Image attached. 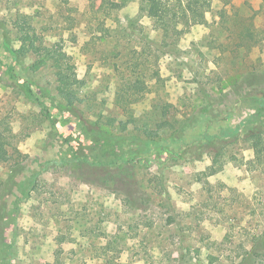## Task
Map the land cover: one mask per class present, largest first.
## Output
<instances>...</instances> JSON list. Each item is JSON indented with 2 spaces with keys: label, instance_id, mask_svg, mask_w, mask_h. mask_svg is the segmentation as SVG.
<instances>
[{
  "label": "rangeland",
  "instance_id": "obj_1",
  "mask_svg": "<svg viewBox=\"0 0 264 264\" xmlns=\"http://www.w3.org/2000/svg\"><path fill=\"white\" fill-rule=\"evenodd\" d=\"M141 1L111 0L103 28L90 0H0V134L21 155L0 264H264V154L246 140L264 127V80L246 79L264 77V0H213L165 54ZM26 20L81 88L59 95L50 67L15 57ZM128 58L150 90L119 107Z\"/></svg>",
  "mask_w": 264,
  "mask_h": 264
},
{
  "label": "trees",
  "instance_id": "obj_2",
  "mask_svg": "<svg viewBox=\"0 0 264 264\" xmlns=\"http://www.w3.org/2000/svg\"><path fill=\"white\" fill-rule=\"evenodd\" d=\"M97 4L94 12L101 13L103 19L100 24L105 27L106 20L110 17L111 0H90ZM131 0H123L124 5L129 4ZM213 0H142L140 6V15L153 21L156 30H159L165 40L161 42L148 41L157 53L165 54L174 52L173 48L182 35L190 31L193 26H200L205 24L206 13L211 10ZM162 7H167L170 12L177 11L179 20L172 21L170 17H157L158 10ZM196 7L197 9H194ZM127 28L134 27L133 21L129 20ZM184 24L183 29L180 25ZM249 29V28H248ZM166 38H171L172 42L166 41ZM20 46L18 49L13 50L16 58H25L27 56H35L33 68L39 70L42 67H50L55 76L56 91L59 95H66L83 86V82L77 81L73 77L72 64L69 56L64 51L63 47L59 44L51 46L45 45L42 37H40L34 27L25 21V24L19 30ZM128 58L124 61L125 67L128 70L127 79L124 83L116 89L115 104L119 107H130L136 105L141 100V93L150 90V85L147 81L146 74L139 71L136 73L139 63L132 61ZM138 74V75H136ZM261 75L264 80L263 74H249L247 75V82L252 81L255 76ZM152 79L157 82L161 80L159 70L154 71ZM262 80L260 82H262ZM264 82V81H263ZM258 83V82H257ZM261 108L258 110L259 119L264 118V100H261ZM84 124V123H83ZM85 125V124H84ZM262 126V125H261ZM255 127L254 131L250 133L246 140L252 143V147L257 156L264 154V127ZM149 141H154L155 134L147 133ZM7 137L0 134V162L10 164L13 172L9 177L0 185V200L12 191L16 181L17 169L20 165V151L16 145L7 141ZM217 139V136L214 137ZM87 168V167H86ZM90 170V169H89ZM95 171H92L94 173ZM0 206V220L2 219Z\"/></svg>",
  "mask_w": 264,
  "mask_h": 264
}]
</instances>
